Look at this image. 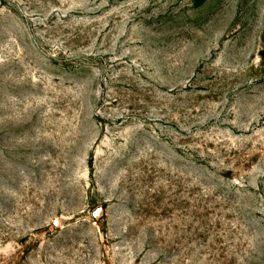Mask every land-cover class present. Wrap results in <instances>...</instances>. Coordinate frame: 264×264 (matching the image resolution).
<instances>
[{
	"label": "rangeland",
	"instance_id": "rangeland-1",
	"mask_svg": "<svg viewBox=\"0 0 264 264\" xmlns=\"http://www.w3.org/2000/svg\"><path fill=\"white\" fill-rule=\"evenodd\" d=\"M0 264H264V0H0Z\"/></svg>",
	"mask_w": 264,
	"mask_h": 264
}]
</instances>
